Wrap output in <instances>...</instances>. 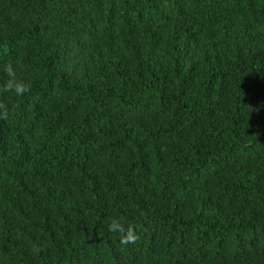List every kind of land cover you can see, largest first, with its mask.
Masks as SVG:
<instances>
[{"label":"trees","instance_id":"1","mask_svg":"<svg viewBox=\"0 0 264 264\" xmlns=\"http://www.w3.org/2000/svg\"><path fill=\"white\" fill-rule=\"evenodd\" d=\"M0 112V264H264V0H0Z\"/></svg>","mask_w":264,"mask_h":264},{"label":"clouds","instance_id":"2","mask_svg":"<svg viewBox=\"0 0 264 264\" xmlns=\"http://www.w3.org/2000/svg\"><path fill=\"white\" fill-rule=\"evenodd\" d=\"M4 72L7 74L9 79L3 86V90L5 92H10L17 97L23 96L25 92L28 91V86L22 80H19L16 76V68L15 66L9 62L4 66ZM3 113L0 112V115ZM113 230L123 231L122 226L114 221L110 226ZM135 236L132 234L131 230H129L127 236L122 240V242H134Z\"/></svg>","mask_w":264,"mask_h":264}]
</instances>
